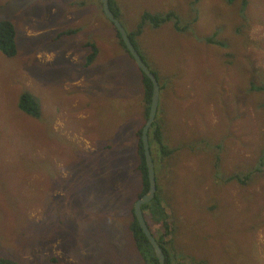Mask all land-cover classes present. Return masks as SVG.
<instances>
[{
    "label": "rangeland",
    "instance_id": "1",
    "mask_svg": "<svg viewBox=\"0 0 264 264\" xmlns=\"http://www.w3.org/2000/svg\"><path fill=\"white\" fill-rule=\"evenodd\" d=\"M118 1L128 29L145 10H176L184 18L181 26L191 22L185 33L166 22L139 38L149 65L163 78L176 75V92L168 102L172 114L165 121L169 145L208 136L227 151L219 157L229 167L255 162L264 148V113L261 92L250 87L264 81V0L251 1V20L241 31L240 1L201 0L197 9L193 0ZM1 19L14 23L18 50L13 57L0 50V255L20 264H147L126 222L142 175L135 169V134L144 108L141 75L114 26L98 0H0ZM217 28L219 41L232 47L201 41ZM68 29L78 30L57 37ZM91 40L100 54L87 68L91 49L84 45ZM25 90L41 99L40 120L19 109ZM228 129L232 135L222 144ZM86 149L98 150L95 156L104 159L94 170L106 180L69 193L68 187L51 189L60 174L79 179L81 169H93L91 155L77 153ZM181 152L175 176L161 185L167 184L165 207L180 227L175 263L196 264L190 254L194 244L201 249L195 255L208 253L213 264H264V176L252 186L225 182L232 172L222 164L212 169V154L189 147ZM26 174H31L28 185L21 183ZM87 188L97 200L82 208L74 196ZM246 188L258 193L256 201L245 195ZM213 195L222 200L211 212ZM250 212L259 223H248ZM28 218L34 229L25 233ZM69 223L73 230L65 229ZM152 228L162 232L164 225Z\"/></svg>",
    "mask_w": 264,
    "mask_h": 264
},
{
    "label": "trees",
    "instance_id": "2",
    "mask_svg": "<svg viewBox=\"0 0 264 264\" xmlns=\"http://www.w3.org/2000/svg\"><path fill=\"white\" fill-rule=\"evenodd\" d=\"M240 1V13L244 17V23L240 24L237 30L241 31L243 27H246L248 23L251 20V17L247 13L248 7L251 5L252 0H229L231 3H236ZM99 5L101 7V11L103 13V16L111 23L106 14L103 11L102 8V0H98ZM194 2V9H197L195 5H199L201 3V0H193ZM111 9L115 13L116 17L121 19V11L123 13V10L121 8V5L118 0H110ZM178 13L176 10H169L165 12H155L150 10H145L140 16V20L137 24V26H134V29H127L133 43L135 44L138 51L141 53L144 59H146V56L144 55L143 51L139 47V38L144 34V32L147 29L152 28H161L162 25L166 22H174L175 27H177L178 31L180 33H185L189 29V25H191L190 21H187V23L184 24V27L181 26V21L184 20V18H179ZM198 18H195L194 21H197ZM123 23V22H122ZM124 24V23H123ZM117 31V35L119 36L120 43L123 45V47L126 49L127 54L129 57L133 60L134 64L136 65L138 71L141 75V84L142 85V94H143V114L141 120L138 122V128L136 131L135 136L137 137V150H138V157L135 169L136 171L141 172L142 175H140L141 182L136 195V201L138 198L142 197L150 188V181L148 176V166L146 163V157H145V151L143 146V140H142V130L147 122L148 115L150 112L151 102H152V94H153V82L151 78L145 74L144 71L141 70V68L137 65L134 57L130 53L129 49L127 48L125 42L123 41L121 37V33L118 31V29L115 27ZM78 29H76L77 31ZM249 30V29H247ZM76 31H73L72 29H68L65 31H62L58 34L57 37H63L68 36L71 33H75ZM221 34V28H217L215 31H213L211 34L207 36L201 37V41H203L205 44L213 45L216 47L225 46L227 49L232 47L233 45L230 43H226L224 41H219V35ZM85 46L90 47L91 51L87 55V66H90L95 60H97V57L100 54V49L97 43L94 40H91L87 42ZM0 49L2 50L3 54L9 57H13L17 54L18 45L16 43V29L13 24V22L10 19H1L0 20ZM228 55L232 54V52H228ZM233 55V54H232ZM153 72L156 74L159 82L161 83V97H160V104H159V110L157 112V116L155 121L153 122L150 131H149V140H150V147L151 152L153 155V159L155 162V168H156V179H157V194L155 198L150 201L149 203H146L143 205V211L145 214V217L147 219V222L153 231L154 235L160 242L162 248L164 249L166 256H167V264H176L175 262L179 259L178 253L174 247V242L177 241V238L179 236V223H174L175 217L171 210L166 209L165 203H170V200L168 199L167 192L168 189H166V185L162 188L163 182H165L166 178L171 179L175 176L176 172V162L177 158L183 149L192 148L195 152H200L201 154H212L210 158V167L212 169H217L222 166L228 168L232 174L228 176L226 174L225 182L234 183L238 182L244 186H252L257 179L264 176V148L262 149V153L260 157L254 162L250 160H246L243 163H238V166L235 168H231L228 165V161L224 162L223 157H219V155L226 153L227 151L224 149H221L219 146L220 144L214 143V139H210L208 136L201 137V138H194L192 137L190 140H184L183 145H169L171 142V132L168 129V125H165V121L167 117L172 114V108H170L171 104L168 102L171 100L170 96L176 92V75L172 74L170 76L162 77L161 71L153 68L151 66ZM255 73V72H254ZM137 89H135L136 91ZM252 92H260L264 91V81L262 83H259V85L251 84ZM163 93L165 94L163 96ZM178 105V104H177ZM176 105V106H177ZM264 106V103H263ZM19 109L22 112H25L26 114L30 115L31 117L40 120L42 118L43 110L41 105V99L38 97L37 94L32 93L31 91L25 90L21 96L19 97ZM264 113V111H263ZM175 117V116H174ZM228 129L227 132H224V135L221 136L222 144H225V140L229 138L231 132ZM229 132V133H228ZM196 145V147H195ZM188 146V147H187ZM200 148V150H198ZM88 149L81 150L82 152L79 153V156H85V155H91V163L94 165V154L98 151L92 150L91 153H86ZM216 150V151H215ZM224 151V152H223ZM182 153V152H181ZM217 155V156H216ZM217 161L218 164H213L214 161ZM216 166V167H215ZM243 166V168H242ZM215 167V168H214ZM223 168V167H221ZM217 172V171H216ZM28 173V172H27ZM234 173V175H233ZM79 175V179L72 178L69 179L67 177H63V175H58L54 177L51 182L53 183V186L50 187L51 189H58L63 187H68V193L70 190L75 189H82L83 185H95L93 184V174H94V167L91 170L88 169H81L80 172L77 173ZM28 175V176H27ZM31 174H26L24 176V181L21 183L24 185H28L26 182L30 178ZM172 176V177H171ZM102 178V177H101ZM216 179L221 180L222 176L221 173L217 172ZM100 180H106L104 178ZM247 180V181H246ZM110 182V180H109ZM245 195L249 196L251 195V198L253 201H256V197L258 196V193L251 192L248 188ZM88 188L85 189L81 194H76L74 197H76L77 205L82 204V208L84 207V202L87 201H94L97 200L94 197H92L89 192ZM165 192H164V191ZM221 190V189H219ZM62 196H56V199H60ZM70 197V196H69ZM69 197H67V201L69 200ZM214 198L215 203L209 206L210 211H214L215 208H218V202L222 200L221 197L217 195L212 196ZM72 198V197H71ZM82 203H79L80 199H83ZM60 200H63L62 198ZM96 202V201H94ZM173 208V207H171ZM80 208H78L79 210ZM213 209V210H212ZM216 210V209H215ZM91 211V210H90ZM97 212V211H95ZM258 216L261 215V211L259 210L257 212ZM255 212H250L248 223H259L257 220ZM177 220V219H176ZM27 227H23L21 229L22 232H27L28 227H32L34 229V221L32 218H28L27 220ZM253 221V222H252ZM126 222L129 224L127 225L130 227L131 230V236L133 240V244L135 247L138 248V250L141 252V256L146 260L147 264H159L158 257L155 253V250L153 248L152 243L144 233L143 229L140 226V223L136 217L134 205L132 206L131 212L129 216H126ZM73 223H69V225H66V228H70L73 230V227H71ZM153 224H162L164 225V230L161 232L160 230L155 231L152 226ZM259 224L257 225L256 229L258 228ZM193 229V228H192ZM191 229V231H192ZM64 230H62V233ZM194 233V232H193ZM28 235H31L32 233H27ZM59 234V233H58ZM192 247L194 248L193 251H191V256L194 258L196 264H213L212 259H210V256L208 253L202 254V256H196V254H200L201 249L199 246L194 247V244H192ZM195 251V253H194ZM189 254V256H190ZM194 263V261H193ZM0 264H20V260L16 259L15 257H11L8 254L0 255Z\"/></svg>",
    "mask_w": 264,
    "mask_h": 264
},
{
    "label": "water",
    "instance_id": "3",
    "mask_svg": "<svg viewBox=\"0 0 264 264\" xmlns=\"http://www.w3.org/2000/svg\"><path fill=\"white\" fill-rule=\"evenodd\" d=\"M102 2H103V9H104L105 14L119 29L124 39V42L127 48L129 49L130 53L134 57L137 65L141 68L142 71L145 72V74H147L151 78L153 82V94H152L150 112L148 115L147 123L145 124L142 130V140H143V146H144V151H145L146 163L148 166V176H149V181H150V188L142 197L138 198L137 201L134 202L133 205H134L136 217L140 223L141 228L143 229L144 233L146 234V236L148 237V239L154 246L156 255L159 260V264H167L166 254L163 248L161 247V245L159 244V242L157 241V239L154 237L150 226L145 221V217L143 216L144 214L143 205L152 201L155 198L156 192H157L155 162H154L153 155L151 152V147H150L149 130L153 122L155 121L157 112L159 110L160 97H161V84L156 74L149 67L147 62L141 56V53L135 47L133 41L131 40L122 22L120 21L118 17H116L115 13L111 9L110 0H102Z\"/></svg>",
    "mask_w": 264,
    "mask_h": 264
},
{
    "label": "clouds",
    "instance_id": "4",
    "mask_svg": "<svg viewBox=\"0 0 264 264\" xmlns=\"http://www.w3.org/2000/svg\"><path fill=\"white\" fill-rule=\"evenodd\" d=\"M110 6H111V4H110ZM102 8H103V2H102ZM103 11H104V9H103ZM105 13V12H104ZM103 14V13H102ZM107 16V15H106ZM109 19V18H108ZM110 20V19H109ZM111 21V20H110ZM121 21V20H120ZM112 22V21H111ZM14 24V23H13ZM123 24V23H122ZM113 26H114V28L116 27L115 26V24L113 23L112 24ZM15 26V25H14ZM117 28V27H116ZM118 29V28H117ZM116 30V29H115ZM118 31H119V29H118ZM120 32V31H119ZM116 34H117V31H116ZM130 36V35H129ZM119 37V36H118ZM121 37H122V34H121ZM131 38V37H130ZM122 39H123V37H122ZM132 40V39H131ZM123 41H124V39H123ZM17 43V42H16ZM121 44V43H120ZM98 45V44H97ZM100 49V48H99ZM1 50V49H0ZM2 51V50H1ZM142 56V55H141ZM143 57V56H142ZM145 61H146V59H144ZM96 62V60L90 65V66H92L94 63ZM147 62V61H146ZM147 64L149 65V63L147 62ZM85 66L87 67V68H89L90 66H87V58H85ZM149 67L151 68V66L149 65ZM152 69V68H151ZM161 84V83H160ZM250 89H251V87H250ZM251 91V90H250ZM252 92V91H251ZM261 93L259 94V96L260 97H262V99H261V101H260V106H261V108H262V111H264V106H263V103H264V91H260ZM252 93H255V92H252ZM25 113V112H24ZM97 153V152H96ZM95 153V154H96ZM261 153H262V150H261ZM95 154H94V161L95 160H97L98 162H100L101 164H102V162L104 161V159L103 160H99L96 156H95ZM105 156V155H104ZM102 177V171H100V172H95L94 171V174H93V184H95V183H97V182H99L100 181V179H102L101 178ZM61 189V188H60Z\"/></svg>",
    "mask_w": 264,
    "mask_h": 264
},
{
    "label": "bare ground",
    "instance_id": "5",
    "mask_svg": "<svg viewBox=\"0 0 264 264\" xmlns=\"http://www.w3.org/2000/svg\"><path fill=\"white\" fill-rule=\"evenodd\" d=\"M125 27V26H124ZM125 29H126V27H125ZM126 31H127V29H126ZM237 31V30H236ZM127 33H128V31H127ZM129 34V33H128ZM135 45V44H134ZM136 47V46H135ZM244 68V67H243ZM255 74V73H254ZM253 74V75H254ZM250 82V81H249ZM148 120V119H147ZM147 123V122H146ZM145 123V124H146ZM145 126V125H144ZM144 128V127H143ZM151 128V127H150ZM150 131V130H149ZM155 170H156V168H155ZM247 181V180H246ZM157 187H158V185H157ZM156 194H157V192H156ZM143 216H144V214H143ZM145 217V216H144ZM145 221L147 222V220H146V218H145ZM148 223V222H147ZM149 225V224H148ZM152 233H153V231H152ZM153 235H154V233H153ZM154 237L156 238V236L154 235ZM157 239V238H156ZM157 241H158V239H157ZM159 242V241H158ZM159 244H160V242H159ZM161 245V244H160ZM162 247V246H161ZM153 248H154V246H153ZM155 250V249H154ZM164 250V249H163ZM165 252V251H164ZM156 253V252H155ZM166 254V253H165ZM167 257V256H166Z\"/></svg>",
    "mask_w": 264,
    "mask_h": 264
},
{
    "label": "crops",
    "instance_id": "6",
    "mask_svg": "<svg viewBox=\"0 0 264 264\" xmlns=\"http://www.w3.org/2000/svg\"><path fill=\"white\" fill-rule=\"evenodd\" d=\"M97 163H98V161H97V160H95V161H94V165H95V164H97ZM94 165H93V167H94ZM94 171H95V170H94Z\"/></svg>",
    "mask_w": 264,
    "mask_h": 264
}]
</instances>
